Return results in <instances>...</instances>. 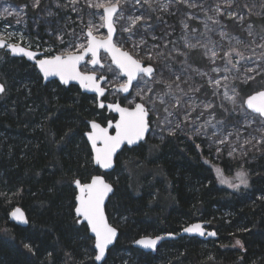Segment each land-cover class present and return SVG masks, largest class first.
<instances>
[{"label":"trees","instance_id":"1","mask_svg":"<svg viewBox=\"0 0 264 264\" xmlns=\"http://www.w3.org/2000/svg\"><path fill=\"white\" fill-rule=\"evenodd\" d=\"M256 25L264 35V17ZM0 82L6 88L0 95V264H97L94 239L75 223L72 181L100 173L84 133L88 121H107L105 111L77 86L44 83L34 64L5 49ZM183 138L126 148L105 174L114 186L106 212L119 236L101 264H264V151L243 163L216 160ZM240 169L247 188L221 183L227 176L237 184L232 178ZM16 207L28 226L10 221ZM200 221L217 237L168 240L156 253L134 247L142 237L177 235Z\"/></svg>","mask_w":264,"mask_h":264},{"label":"snow or ice","instance_id":"2","mask_svg":"<svg viewBox=\"0 0 264 264\" xmlns=\"http://www.w3.org/2000/svg\"><path fill=\"white\" fill-rule=\"evenodd\" d=\"M158 2V0H157ZM69 5L72 6L73 12H81L82 9L77 8L76 5L79 0H68ZM85 5L89 9H95L96 12L91 15L99 14V19L102 23L97 26L90 19L84 33L85 42L70 44L65 47L59 54L48 55L42 59H36V54L21 44L13 43L7 44L5 40L0 39V48H8L13 55L26 56L29 60H35V67L38 69L42 77L47 80L49 77H58L59 81L63 85H69L71 81H78L81 88L94 91L98 96H104L106 89L101 87V81H106L107 76L100 75L97 77L96 66L101 68L104 65L101 63L99 52L103 49L111 56L112 64L119 70V73L126 77V80L119 83L116 90L123 93H130V89L134 87V81L136 82V97L140 102H136L135 99L130 100L129 107H122L119 103L108 104L105 106L103 102L99 104L100 108L107 107L110 111L119 114V119L113 122L109 120L107 126H102L95 120L88 121L89 130L84 133L87 138V142L90 144V156L92 162L102 169H110L114 166V157L117 151L121 149L122 145H137L140 141H143L146 134L150 130V112L156 114L157 119L160 120L161 132L167 133V135L174 136L177 131L181 130V125L185 123H195L192 119L191 112L195 111V108H191L190 111H186L181 120L176 121L175 126L172 125L173 121L169 119L174 115V110L178 109L183 101V97L187 96L189 92H198L199 87H189L187 91L181 84H187V80H182L180 75H176L174 79L164 78V68L168 67L167 61L174 60L176 55H186V53L179 52L176 49L170 50L165 53L164 51H156L158 46L153 45L151 50H146L144 55H141L142 46L146 44V41L141 38L139 41H133L132 37L139 31L138 25L143 27L147 24L149 17L140 15H125L124 5L129 3V0H84ZM177 4H183L188 8L200 7L203 9V5H197L190 0H176ZM40 0H34L33 7H38ZM136 5L141 7L147 5L149 9H152L153 0H135ZM235 5V10L233 6ZM60 6L59 4L57 5ZM67 7L68 5H64ZM241 5L237 3V0H223V8L221 3H217L212 11L216 16L226 15L230 19H236L243 21L245 16L240 14L239 8ZM243 7L247 9L249 15L252 14V8L247 4ZM261 7L264 8V2ZM161 8L167 10L168 5L162 4ZM102 10V12L100 11ZM4 14L7 16H19V12H13L10 8H4ZM52 13H49L51 15ZM207 15V12H205ZM216 16H208L209 20L214 23H219ZM189 18H192L189 16ZM123 20L125 23L121 25V32L128 33V36L123 41L115 40L114 35L116 33V24L118 21ZM19 22V21H17ZM81 22L82 18H81ZM106 27L107 35L99 37L94 34L99 32V28ZM187 28V25H184ZM207 27V26H206ZM222 38L227 36V33L220 32ZM248 36L253 37L249 44H245L244 48L251 51V55L246 56L245 51L237 46H232L227 50H222V54L213 49H207L210 52V59L213 63L215 59L219 58L224 60L226 67L225 73H230L233 70L239 74L243 67V75H234L232 80L241 79L242 82H248L254 80L256 76H264V36H261V42L257 43L252 31V25L248 26ZM61 43H63V37H59ZM155 39V37H153ZM232 39L236 40V45H241L244 42L237 37ZM131 44V50L124 48L125 44ZM187 48H195L197 45L191 44L185 41ZM207 48V45H202ZM167 48V45L164 46ZM256 49H260V55L257 57ZM51 51V50H49ZM206 52V54H207ZM86 57H90L85 63V70H81V63L85 61ZM235 57V59H234ZM248 63L254 64L252 67L246 66ZM92 66L91 69L87 68V65ZM227 65H230L228 67ZM109 71H113L109 67ZM213 72L219 73V68H213ZM204 75H207L206 73ZM229 75H224L222 79H209L208 83L215 89L223 87V98L230 102L233 107L231 113H239L244 116V126L251 127L253 124H259L260 127L255 131L260 133L259 137L250 136L244 139L240 145L241 149L245 145H251V148H255L257 151L262 150L261 145H264V87L254 91L252 94L247 95L246 98H242L239 107H236L237 97L239 92L235 87H231V95H229ZM223 81V83H222ZM162 85L165 89L163 92L156 93L155 86ZM6 88L3 83H0V94L5 93ZM179 93L180 95H177ZM216 91L213 95H217ZM165 97H170V100H166ZM127 99V97H125ZM157 102L163 105V111L166 114L161 120L156 108ZM134 105V106H133ZM191 107V106H190ZM204 109L211 110L215 107L212 103H205ZM225 113L229 112L223 103L219 106ZM203 115V113H200ZM199 116L196 117V120ZM215 119L213 114L211 119L206 120L199 128L195 129L196 134H200L201 129H206L208 126L216 127L212 124V120ZM219 124H223L224 121H217ZM110 129H114V134H110ZM216 133L213 132V136ZM233 133L229 132L228 136L217 141L219 144H225L228 142V137ZM237 140L240 139L241 133L237 131L235 133ZM255 141V143H253ZM199 147V145H197ZM251 150V149H248ZM236 149L233 147L229 152V156H233ZM217 152L220 149L217 148ZM241 155H247V151H242ZM218 176H222V171L216 168ZM236 178L239 180V184L231 183L225 179H221V183H227L229 187L238 190L241 185L245 188L249 186V180L247 173L243 170L236 172ZM76 194L74 197V219L77 225H84L93 235V251L95 253L93 259L96 262H103L106 257V253L109 246L113 244L117 237V228L108 222L105 214V201L109 194L113 192L112 184L108 183L103 176L93 175L83 181L80 178H74L72 181ZM264 198V197H262ZM11 217L20 223H28L24 216V213L20 208H15L11 212ZM183 232L186 233H198L201 236L205 235V230L201 224H192L183 228ZM209 236H215L216 232L207 233ZM172 235L171 233L168 234ZM164 239L163 236L142 237L135 241L136 244L146 249H156L157 243ZM236 244L243 247L240 240H236ZM25 247L31 251V246L25 244Z\"/></svg>","mask_w":264,"mask_h":264},{"label":"rangeland","instance_id":"3","mask_svg":"<svg viewBox=\"0 0 264 264\" xmlns=\"http://www.w3.org/2000/svg\"><path fill=\"white\" fill-rule=\"evenodd\" d=\"M190 2L203 5V9L200 7L188 8L183 4H177L176 0H158V2L157 0H153L152 9H149L147 5L141 7L135 4V0H129V3L124 5L126 16L143 14L149 17L146 25L143 27L137 26L139 31L132 37V40L139 41L143 38L146 41V44L142 46L141 55H144L146 50H151L153 45L158 46L156 51L167 53L170 50L176 49L179 52L186 53V55H176L173 53L175 59L167 61L168 67L163 70L164 78L174 79L176 75H180L182 80H187V84H181V87L185 91L189 87H199V91L189 92L187 96L183 97L181 106L174 110L172 117H169L173 121L170 126L174 127L176 121L181 120L186 111L195 108V111L191 112L195 123L182 124L181 130L177 131L176 135L184 136V140L191 139L194 142H199L203 145L207 155L213 159L220 160V157L223 156L225 159L243 163L248 159L249 154L254 155L264 151V145H261L262 150L260 151L251 148V145H245L243 149L240 147L244 139L250 136H260V133L255 131L260 125L257 123L251 127H245L244 116L238 112L231 113L233 105L223 98L225 89L221 87L217 90L208 81L209 79H222L224 75H229V95L232 94L231 87H235L240 94L236 101V107L238 108L242 98H246L247 95L256 91L257 88L264 87V76H256L254 80L246 83L242 82L241 79L232 80L231 77L234 75H243V67L239 74L234 70L230 73H225V61L217 58L213 63L212 59H210L211 53L207 52V49H213L222 54V50L237 46L245 51L246 56L251 55V51L244 48V45L249 44L253 39V37L248 36V26L252 25L254 38L257 43H260V38L264 35L259 32L261 29L258 30L256 24L257 20L264 17V8L261 7L264 0H237V3L241 5L239 12L245 16L243 21L230 19L226 15L216 16L212 9L217 3H221L223 8V0H190ZM33 3L34 0H0V39L5 40L9 44L17 43L27 49L42 52L43 58L48 55L59 54L70 42H85L84 33L87 31L86 26L90 19L97 26L102 23L99 19V14L91 15L96 10L89 9L85 5L84 0H79V3L76 5L77 8L82 9L81 12H73L68 0H40L39 6L35 8L33 7ZM58 4L60 5L59 7L57 6ZM162 4L168 5L167 10L161 8ZM244 4L252 8L251 15L243 7ZM64 5L68 6L65 7ZM6 7L10 8L14 13L19 12L20 15L7 16L3 12ZM232 10H235V5ZM100 11L102 12V10ZM205 12H207V15H205ZM49 13L52 14L49 15ZM189 16L192 18H189ZM208 16H216L219 23L209 20ZM81 18L83 22H81ZM124 23L125 21L120 20L116 24L114 41H123L128 36V33L121 32V25ZM185 24L187 28L184 27ZM222 31L227 33V36L224 38L220 36V32ZM94 34L99 38L106 36L107 32L105 31V27H101L99 28V32ZM61 36L63 37V43L59 39ZM233 37L239 38L244 43L236 45V40L232 39ZM185 41L197 46L191 49L187 48ZM165 45H167V48L164 47ZM202 45H207V48ZM124 48L131 50V44H125ZM196 52L201 57L198 63H195L192 57V53ZM260 52V49H256L255 55L258 57ZM102 61L107 65L108 69L109 67L112 68L109 66L110 60L107 56L102 57ZM227 66L230 67V65ZM246 66L252 67L254 64L248 63ZM213 68H219L221 71L219 73L213 72ZM112 69L113 71L108 70L113 76V82L109 83V88L122 82V78L117 73V70ZM205 73L207 75H204ZM135 85L136 83L128 102L133 99L136 102L140 101L136 97ZM155 90L156 93H160L165 89L162 85H156ZM214 91L218 94L213 95ZM177 95L180 94L177 93ZM165 99L170 100V97H165ZM205 103H212L215 107L211 110H206L203 107ZM222 103L229 108L228 113H225L219 107ZM156 108L162 120L166 115L163 111L164 106L157 102ZM200 113H203V115H200ZM150 114L151 131L147 139L161 141L165 137L170 136L167 135L166 131L161 132L160 120L157 119L156 114L152 112ZM213 114L215 115V119L212 120V124H215L216 127L208 126L206 129H201L200 134H196L195 129L199 128L206 120L211 119ZM197 116H199L198 120H196ZM220 120H223L224 123H217ZM237 131L241 133L239 140H237L235 135ZM213 132L216 133L215 136H213ZM229 132L233 133V135L228 137L227 143H217L218 140L228 136ZM233 147L236 151L233 153V156H229V152ZM217 148L220 149L219 153L217 152ZM242 151H247V155L242 156ZM222 179L230 181V177L227 176L226 178L222 177ZM232 180L238 181L237 184H239V180L236 177L232 178Z\"/></svg>","mask_w":264,"mask_h":264},{"label":"water","instance_id":"4","mask_svg":"<svg viewBox=\"0 0 264 264\" xmlns=\"http://www.w3.org/2000/svg\"><path fill=\"white\" fill-rule=\"evenodd\" d=\"M105 31L107 32V29H106V27H105ZM116 34V33H115ZM114 38H115V35H114ZM6 42V41H5ZM7 44H9L8 42H6ZM0 49H5L7 52H9V54L11 55V57H16V58H24V59H26L28 62H30V63H32V64H34L35 65V60H29L26 56H22V55H13V54H11V52L9 51V49L8 48H0ZM27 49V48H26ZM28 50H30V49H28ZM30 51H32V52H34L35 54H36V59H42L43 57V53L42 52H38V51H33V50H30ZM101 53H106L109 57H110V59H111V56H110V54L109 53H107V52H105L103 49H101L100 50V52H99V57H100V55H101ZM88 57H86L85 58V61L84 62H82L81 63V65H80V67H82V65L86 62V59H87ZM114 65V64H113ZM115 66V65H114ZM37 69V68H36ZM37 71H38V69H37ZM39 72V71H38ZM40 74V73H39ZM41 75V74H40ZM122 76H123V74H121ZM41 77H42V75H41ZM97 77H99L98 75H97ZM123 77H125V76H123ZM126 78V77H125ZM42 79H43V81H44V83H47V82H50V81H57V82H59L60 83V81H59V78L58 77H49L47 80H45L43 77H42ZM106 81H101L100 83H101V87H103V85H104V83H105ZM1 83V82H0ZM136 82L134 81V84H135ZM61 84V83H60ZM62 86H66V85H63V84H61ZM71 85H73V86H77L80 90H81V92L82 93H84V94H87V95H90V96H96L97 97V102H98V106H99V104L102 102V98L105 96H98V94L97 93H95L94 91H91V90H88V89H84V88H81V86H80V84H79V82L78 81H71L70 83H69V85H67L66 87H69V86H71ZM106 89V88H105ZM106 92H107V90L105 91V94H106ZM132 92V89H130V93ZM130 93H123L124 94V96H128ZM0 95H2V94H0ZM140 102V101H139ZM104 103V102H103ZM116 103H119V102H116ZM105 104V106H107L108 104H115V103H104ZM120 104V103H119ZM122 107H127V106H123L122 104H120ZM107 108V107H106ZM107 111L109 112V113H113L115 116H116V120L117 119H119V114L118 113H115V112H113V111H110L108 108H107ZM150 117H151V114H150ZM150 117H149V119H150ZM96 121V120H95ZM97 123H99L98 121H96ZM115 122V121H114ZM102 125V124H101ZM103 126V125H102ZM106 127V126H105ZM150 131H151V124H150V130H149V132L146 134V137H145V139L143 140V141H140L137 145H131V146H128V145H122V147H121V149H119L118 151H117V154H116V156L114 157V166L112 167V168H110V169H102V168H100L99 166H96L95 164H94V166L95 167H97L98 169H99V171H100V173L99 174H97V175H100V176H103V178L108 182V183H110L107 179H106V177H105V174H108V173H111L114 169H115V166H116V160H117V158H118V156H119V154L124 150V149H126V148H128V149H132V148H136V147H138L140 144H142V143H144L145 141H146V139H147V137L149 136V134H150ZM111 132H113V133H111ZM110 134H114V129H110ZM86 137V136H85ZM86 140H87V138H86ZM89 144V143H88ZM89 146H90V144H89ZM111 184V183H110ZM113 186V185H112ZM113 194H114V186H113V192L112 193H110L109 194V196H108V198H106V201H105V214H106V216H107V212H106V207H107V204H108V201L110 200V198L113 196ZM16 208H20V207H16ZM21 209V211L24 213V216H25V218L27 219V216H26V213L24 212V210L22 209V208H20ZM11 214V213H10ZM9 218H10V221L12 222V223H14V224H16V225H18V226H21V227H26V226H28V223H26V224H24V223H20V222H18L17 220H15V219H13L12 217H11V215H9ZM107 219H108V216H107ZM27 221H28V219H27ZM108 222L110 223V221H109V219H108ZM111 224V223H110ZM193 224H201L202 226H203V228H204V230H205V235L204 236H201V235H199L198 233H186V232H183V230L181 231V233H179V234H177V235H175V234H172V235H168V234H166V235H159V236H163L164 237V239H162V240H160L158 243H157V246H156V249L155 250H153V249H146V248H143L142 246H140V245H138V244H136V243H134V247L135 248H137V249H139V250H141V251H144V252H151V253H156V251H157V249L160 247V245L162 244V243H164L165 241H170V240H177V239H179V238H181V237H191V238H199V239H211V238H216L217 237V235H215V236H209L207 233H209V232H214V231H212V230H209L208 229V227H207V223L206 222H203V221H200V222H195V223H193ZM112 225V224H111ZM192 225V224H191ZM89 233H90V236L94 239V235L89 231ZM118 236H119V231H118V229H117V237H116V239H115V241L113 242V244L112 245H110L109 246V249H108V251L116 244V241H117V239H118ZM152 238H155V237H152ZM108 251H107V253H106V257H105V259L107 258V254H108ZM105 261V260H104ZM103 261V262H104ZM103 262H96L97 264H101V263H103Z\"/></svg>","mask_w":264,"mask_h":264},{"label":"flooded vegetation","instance_id":"5","mask_svg":"<svg viewBox=\"0 0 264 264\" xmlns=\"http://www.w3.org/2000/svg\"><path fill=\"white\" fill-rule=\"evenodd\" d=\"M104 56H107L108 58H109V60H110V64H109V66H111L112 68H114L115 70H117V73H119V70L118 69H116L115 68V66L112 64V61H111V59H110V57L106 54V53H101V55H100V60H101V63L104 65V67L103 68H101L99 65H97L96 66V73H97V75L98 76H100V75H105V76H107V80H106V82L104 83V85H103V87L104 88H106V90H107V92H106V94H105V96L102 98V102H104V103H116V102H119L120 104H122L123 106H127V107H129L130 105L128 104V100H129V98H130V96H131V93L128 95V96H124V94H123V92H119V91H117L116 90V88H117V86H118V84L119 83H117L116 85H114V86H112V87H108V85H109V83H111V82H113L112 80V78H113V76L111 75V73H109L108 72V68H107V65H105L104 64V62L102 61V57H104ZM90 57H88L87 59H86V61L89 59ZM86 63V62H85ZM85 63L82 65V67H81V70L83 71V70H85ZM87 68L88 69H91L92 68V66L90 65V64H88L87 65ZM120 74V77L122 78V82L124 81V80H126V78L125 77H123L122 75H121V73H119ZM132 91H133V88H132ZM94 97V99L96 100V102H97V97L96 96H93ZM125 97H127V99L125 98ZM97 105H98V102H97ZM99 107V106H98ZM100 108V107H99ZM100 109H103L104 111H105V113H106V115H107V121H104V122H99L100 124H102L103 126H107V122L109 121V120H112L113 122L116 120V116L113 114V113H109L108 111H107V108L105 107V108H100ZM105 118V119H106ZM111 133H113V132H111ZM149 137V136H148ZM147 137V138H148Z\"/></svg>","mask_w":264,"mask_h":264}]
</instances>
